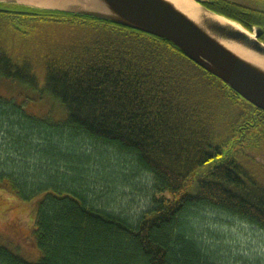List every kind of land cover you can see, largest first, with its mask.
Wrapping results in <instances>:
<instances>
[{
  "label": "trees",
  "instance_id": "16d2710c",
  "mask_svg": "<svg viewBox=\"0 0 264 264\" xmlns=\"http://www.w3.org/2000/svg\"><path fill=\"white\" fill-rule=\"evenodd\" d=\"M245 1L264 6V0ZM205 7L247 30L263 19L228 0ZM0 9V78L29 86L37 102L48 98L52 108L54 98L62 105L63 119L53 120L52 113L39 119L49 134L53 125L62 126L132 157L161 195L132 225L86 205L74 184L65 185L74 179L62 174L67 192L48 190L37 204L32 236L38 261L0 245V264H208L184 220L198 207L264 231V184L253 168L264 161L262 111L164 40L90 17ZM42 27L47 34L39 33ZM22 38L26 45L18 43ZM3 102L25 120L39 121L15 102ZM7 110L0 107V132L5 119L12 123ZM46 154L53 159L59 152ZM22 186L0 175V190L22 198Z\"/></svg>",
  "mask_w": 264,
  "mask_h": 264
},
{
  "label": "rangeland",
  "instance_id": "374dc122",
  "mask_svg": "<svg viewBox=\"0 0 264 264\" xmlns=\"http://www.w3.org/2000/svg\"><path fill=\"white\" fill-rule=\"evenodd\" d=\"M228 1L248 9H264L261 3ZM44 30L45 27L40 28L39 33L47 34ZM22 39L18 43L26 45ZM10 47L13 50L15 46ZM29 95H33L29 86L0 78V107L13 113L12 123L5 119L0 132V175L11 176L23 185L22 198L0 190L1 246L29 263L38 261L39 252L32 236L37 204L48 190L67 192L60 187L64 183L59 178L65 173L67 178L74 179L66 187L73 188L74 184L86 205L126 219L132 225L154 208L161 195L153 177L142 171L132 157L62 126L53 125V135L49 134L52 130L39 119L48 117V113L53 114V120L63 119L64 108L54 98L51 108L45 103H51L50 99L37 102ZM3 101L15 102L39 121L25 120L23 114L15 113ZM49 145L59 152L53 159L51 153L46 154L52 149ZM253 168L264 184V161L262 167ZM50 175L56 179L54 182H59L49 184ZM184 220L191 239L208 264H264V231L258 227L209 207L189 209Z\"/></svg>",
  "mask_w": 264,
  "mask_h": 264
},
{
  "label": "water",
  "instance_id": "95a60500",
  "mask_svg": "<svg viewBox=\"0 0 264 264\" xmlns=\"http://www.w3.org/2000/svg\"><path fill=\"white\" fill-rule=\"evenodd\" d=\"M85 1L89 2L68 1L64 8L19 6L15 0H0V5L90 17L164 40L264 113V72L235 56L221 43L238 45L264 59V44L258 40L259 30L251 38L243 28L238 30L217 21V18H222L235 23L207 9L204 4L210 3L209 0H191L203 13L201 27L164 0H93L91 4Z\"/></svg>",
  "mask_w": 264,
  "mask_h": 264
},
{
  "label": "bare ground",
  "instance_id": "6f19581e",
  "mask_svg": "<svg viewBox=\"0 0 264 264\" xmlns=\"http://www.w3.org/2000/svg\"><path fill=\"white\" fill-rule=\"evenodd\" d=\"M16 2H20L23 4H27L30 6L40 7V8H64L65 2L73 1V0H46L47 2H42L40 0H15ZM75 1V0H74ZM78 1V0H77ZM93 0L85 1V2H92ZM165 2L169 3L173 8H175L178 12L186 16L190 21H192L194 24L201 27V15L203 14L199 8L194 5V3L191 0H164ZM91 4V3H90ZM217 21H220L222 23H228L230 26H232L235 29L240 30L241 27L238 24L227 22L222 18H217ZM251 38L253 37L252 34H250ZM225 48L233 53L238 58L242 59L243 61L247 62L248 64L257 67L259 70L264 72V59L256 56L255 54L248 52L244 49H242L238 45H234L228 42H221Z\"/></svg>",
  "mask_w": 264,
  "mask_h": 264
},
{
  "label": "flooded vegetation",
  "instance_id": "af4514ba",
  "mask_svg": "<svg viewBox=\"0 0 264 264\" xmlns=\"http://www.w3.org/2000/svg\"><path fill=\"white\" fill-rule=\"evenodd\" d=\"M210 1V3H206V4H204V6H206V5H211L212 4V1L213 0H209ZM254 11H258L260 14H261V17L263 18V19H261V21L260 22H258L257 24H255L254 26H252L250 29H246L247 31H249L250 32V34H256V32L259 30V38H258V40L262 43V44H264V11H261L260 9H253ZM252 29H255V32H253L252 31Z\"/></svg>",
  "mask_w": 264,
  "mask_h": 264
}]
</instances>
